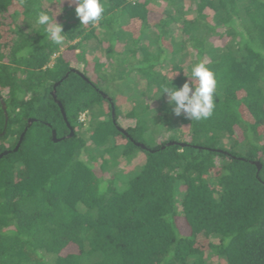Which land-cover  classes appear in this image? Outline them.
Returning <instances> with one entry per match:
<instances>
[{
    "label": "trees",
    "instance_id": "trees-1",
    "mask_svg": "<svg viewBox=\"0 0 264 264\" xmlns=\"http://www.w3.org/2000/svg\"><path fill=\"white\" fill-rule=\"evenodd\" d=\"M51 1L0 0V264H264V0H101L94 24L55 0L63 51L37 23ZM200 62L213 114L175 117L163 88ZM104 81L131 92L125 129Z\"/></svg>",
    "mask_w": 264,
    "mask_h": 264
},
{
    "label": "clouds",
    "instance_id": "clouds-1",
    "mask_svg": "<svg viewBox=\"0 0 264 264\" xmlns=\"http://www.w3.org/2000/svg\"><path fill=\"white\" fill-rule=\"evenodd\" d=\"M75 12L81 24L96 23L102 18L105 8L101 0H75ZM37 23L43 26L44 34L56 45L65 40L62 25L47 12H40ZM189 79L180 87L163 88L168 96V104L176 116H185L192 121L209 118L214 111V94L217 88L216 74L203 62L194 64Z\"/></svg>",
    "mask_w": 264,
    "mask_h": 264
},
{
    "label": "rangeland",
    "instance_id": "rangeland-1",
    "mask_svg": "<svg viewBox=\"0 0 264 264\" xmlns=\"http://www.w3.org/2000/svg\"><path fill=\"white\" fill-rule=\"evenodd\" d=\"M43 4L51 11V14L53 15V17H55L57 23H59L62 19H64L65 14L67 16V12H62V10H60V6L57 3H55V0L51 1L50 3H43ZM187 4H188V6L189 5L191 6V4H189V1ZM188 9H191V8L188 7ZM186 14L191 16L192 13L186 12ZM153 19H155L154 21H156L158 19V17H154ZM174 31H175L174 35L177 37V39H180L182 37V33H180V29L178 28V24L175 26ZM71 43H73V41ZM168 44H170V43H168ZM102 45H104V40H101V44L97 40H90L89 42H87L85 44V48L87 49L86 56L91 58V59H97V58L101 59V57H105ZM60 46H61V51H63L67 47L66 43H63ZM189 60H190V55L186 57L185 65H187L189 63ZM103 62L108 64V60L103 61ZM72 65L78 69L79 68L81 69L82 64L76 62V60L73 59ZM105 69H108V68H105ZM167 73L171 76L174 75V73L169 72V71H167ZM101 85H102V88L104 90L105 95L108 98L116 97V99H117V115H118L117 116V123H118V126L122 129H125L126 127L132 125L133 121L129 120V118L126 117V113L131 109V106H132V104L129 100V97L131 96V92H128L127 94L126 93L123 94L121 92V89L118 87V84L116 81H110V82L104 81L101 83ZM148 99H149V101H152L150 95L148 98L146 96V100H148ZM95 115H96V112H95ZM175 117H176V115H175ZM79 120L81 122L85 120V113H83L79 116ZM84 123H85L84 124L85 127H88V124L86 122H84ZM171 135L172 134L170 132H167L164 130H159L155 133L153 141L155 143H158L160 141L169 139L171 137ZM107 156H106L107 157L106 158V160H107V167L106 168L107 169L104 172V179L105 180L110 179L112 177V175L119 170L124 171L125 173H128L130 171L133 172V171L137 170L139 168V165L143 161L144 153L137 151L133 156H131L130 159L109 157L110 155H107ZM219 160H217V163L220 162ZM217 261H218V259L216 256H210L208 258L209 264H215Z\"/></svg>",
    "mask_w": 264,
    "mask_h": 264
},
{
    "label": "water",
    "instance_id": "water-1",
    "mask_svg": "<svg viewBox=\"0 0 264 264\" xmlns=\"http://www.w3.org/2000/svg\"><path fill=\"white\" fill-rule=\"evenodd\" d=\"M56 84H58V82H57ZM53 95H54V94H53ZM54 97H55V96H54ZM57 104L59 105L60 110H61V113H62L63 117L65 118V113H64V111H63V108L61 107L60 102L57 101ZM112 111H113V110H112ZM112 115H113V112H112ZM120 129H121V128H120ZM53 134H54V133H53ZM22 136H23V135L20 136V140H21ZM20 140H19V141H20ZM136 144H138V143H136ZM141 146L143 147V145H141ZM3 154H5V152H2V153L0 154V157H1Z\"/></svg>",
    "mask_w": 264,
    "mask_h": 264
}]
</instances>
